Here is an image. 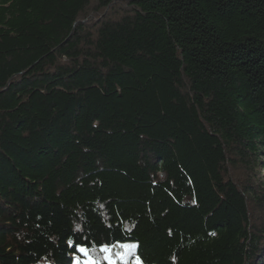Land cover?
Listing matches in <instances>:
<instances>
[{"label":"trees","instance_id":"obj_1","mask_svg":"<svg viewBox=\"0 0 264 264\" xmlns=\"http://www.w3.org/2000/svg\"><path fill=\"white\" fill-rule=\"evenodd\" d=\"M69 241L264 264V0H0V264Z\"/></svg>","mask_w":264,"mask_h":264},{"label":"snow or ice","instance_id":"obj_2","mask_svg":"<svg viewBox=\"0 0 264 264\" xmlns=\"http://www.w3.org/2000/svg\"><path fill=\"white\" fill-rule=\"evenodd\" d=\"M69 247H73L74 252H79V253H82L85 255H87V253H88V249L86 246L77 244L75 241H69ZM121 247H130L131 249L135 250L137 248V245H135V244L130 245V246L129 245H121ZM111 250H112L111 245H107V244H101L100 245V251L101 252L110 253ZM105 259L108 261V264H115L111 255L106 256ZM74 264H80L79 257H75ZM90 264H99V262L98 261H91ZM137 264H140L139 260H137Z\"/></svg>","mask_w":264,"mask_h":264},{"label":"rangeland","instance_id":"obj_3","mask_svg":"<svg viewBox=\"0 0 264 264\" xmlns=\"http://www.w3.org/2000/svg\"><path fill=\"white\" fill-rule=\"evenodd\" d=\"M137 245L136 243H125L123 245ZM134 250L131 249L130 247H119L117 249L111 250L110 253H104L105 257L108 255H111L112 259L114 260L115 264H117L118 261H122L125 264H137V258H135V254L133 252ZM140 262V260H139ZM90 264V262H89ZM140 264H142L140 262Z\"/></svg>","mask_w":264,"mask_h":264},{"label":"crops","instance_id":"obj_4","mask_svg":"<svg viewBox=\"0 0 264 264\" xmlns=\"http://www.w3.org/2000/svg\"><path fill=\"white\" fill-rule=\"evenodd\" d=\"M119 247L121 248V245L118 246V248H119ZM133 252H134V254H135L136 249H135ZM78 257H79V259H80V264H89V262H91V261H96V260L90 255V250H89V249H88V253H87V255L81 253V255L78 256ZM135 258H137V257L135 256ZM137 259H138V258H137Z\"/></svg>","mask_w":264,"mask_h":264}]
</instances>
